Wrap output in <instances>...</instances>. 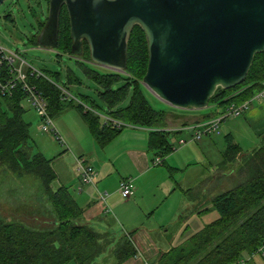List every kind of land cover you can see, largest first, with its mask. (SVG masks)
Instances as JSON below:
<instances>
[{
    "label": "trees",
    "instance_id": "obj_1",
    "mask_svg": "<svg viewBox=\"0 0 264 264\" xmlns=\"http://www.w3.org/2000/svg\"><path fill=\"white\" fill-rule=\"evenodd\" d=\"M5 19L10 20V16H5ZM44 23L38 22V31ZM36 35L30 41L33 46H36ZM70 46L68 16L65 9H61L56 50L71 57L84 76L101 89L98 97L106 107L103 115L126 126L149 129V152L160 160L167 156L172 151L168 137L180 131L161 130L166 111L154 109L144 95L140 81L146 71L147 51L140 28H133L128 41L124 73L127 76L102 73L90 67L86 43L79 57L71 56ZM41 72L45 78H30L29 81L46 99L52 118L64 108V103H68L81 115L100 148L126 128L105 124L99 115L84 111L81 105L72 101L62 102L60 90L54 85L58 83L49 81L45 72ZM69 74L68 82L76 83L77 80ZM262 83L264 53L254 56L241 85L213 96L208 106L225 108L231 103L240 104L252 98L261 89ZM116 85L117 88H114ZM127 98L128 103L121 106ZM23 99L18 90L11 97L0 96V166H5L17 177L30 175L40 183L41 194L51 207L53 220L49 222L50 227L41 229L28 227L19 221L0 219V264H92L112 244L114 264H125L135 258L137 250L131 241V233L113 242L108 233H100L83 221L84 209L67 187L52 188L56 179L51 167L52 159L33 150L30 123L23 119ZM85 100L87 97H82V101ZM89 107L93 110L97 108L94 104ZM224 140L226 162L233 163L237 183L213 196L210 209L199 212H216L217 217L213 221L180 245L161 254L155 264H236L243 257L255 254L264 241V135L259 140V146L242 157H239L241 151L229 135ZM168 169L172 176L175 169Z\"/></svg>",
    "mask_w": 264,
    "mask_h": 264
},
{
    "label": "water",
    "instance_id": "obj_2",
    "mask_svg": "<svg viewBox=\"0 0 264 264\" xmlns=\"http://www.w3.org/2000/svg\"><path fill=\"white\" fill-rule=\"evenodd\" d=\"M62 7L71 56L86 43L89 62L115 73H125L139 27L147 51L142 85L179 110L207 108L213 96L241 85L264 53V0H48L37 47L56 50Z\"/></svg>",
    "mask_w": 264,
    "mask_h": 264
},
{
    "label": "crops",
    "instance_id": "obj_3",
    "mask_svg": "<svg viewBox=\"0 0 264 264\" xmlns=\"http://www.w3.org/2000/svg\"><path fill=\"white\" fill-rule=\"evenodd\" d=\"M206 109L208 112L201 115L194 114L191 116L192 120L180 123L178 127L161 129L171 132L180 131L179 134L184 136L177 137L171 143L172 151L162 158L159 164L154 165L156 156H153L148 150L149 129L127 126L109 144L100 148L91 137L81 115L75 109L63 108L54 115V127L63 141V147L60 148L61 151L59 150L56 156L49 158L52 159L51 167L56 176L53 184L57 182L55 186L52 184V188L64 186L70 190L75 201L84 209L83 221L86 223L101 222L108 213V202L113 204L115 217H123L133 209L135 214L130 215L137 219L150 220L157 214L171 192L178 191L180 203L169 220L165 219L160 222L158 231L150 233L135 229L127 233H131V241L137 250V256L134 259H142L145 264L154 261L155 264L161 254L175 246L167 241L163 244L162 240L159 243H154L151 237L157 232H159V236L167 237L168 231L170 233L179 231L181 236V232L186 231V227H188V220L192 219L194 215L199 216L200 214V211L194 212L195 207L204 199H199V192L193 194L197 187L189 183L182 184L181 177L189 166L195 165L191 162L194 161L193 158H189L193 154L192 150L194 151L196 148L203 154L204 146L215 145L216 137H219L220 134L206 135L198 142L180 144V141H188L193 133L192 127L214 118L223 110V108L213 105ZM75 112L78 115H75ZM241 116L242 119L238 120L236 129L225 128L226 134L223 135V145L221 144L222 151L219 152L221 160L217 164L208 161V167L211 172L213 171L212 174L209 171L204 175L201 171V176H198L197 181H199L198 183L202 182L201 190L208 193L209 198H206L209 201L213 196L227 190L228 180L236 179L233 163L226 162L224 137L229 135L232 138L233 144L241 151L239 157H242L248 153V151H243V149H248L245 148L249 147L246 146L247 143L251 145L250 147L256 146L264 135V98L251 99L248 108L234 119L237 120ZM190 145L194 148L191 149ZM81 157H85L86 164L96 171L94 185L85 184L77 169L74 168L73 161L76 162L77 158ZM59 163H61V169L57 170L55 166ZM162 168H165L166 175ZM168 168L175 169L172 176L169 174ZM62 170L66 175L64 181L59 177V171ZM177 177H179L178 180ZM122 180H128L133 188V195L126 199V203L120 199L121 196L116 198L119 193L117 187ZM171 183L172 186H170ZM190 194H192L191 197ZM126 205L134 207L127 208ZM210 207L205 209H210ZM208 212H212V210ZM167 223L170 224V227L173 226L175 231L171 232L169 228H165ZM243 264H264V256L259 254L245 256Z\"/></svg>",
    "mask_w": 264,
    "mask_h": 264
},
{
    "label": "rangeland",
    "instance_id": "obj_4",
    "mask_svg": "<svg viewBox=\"0 0 264 264\" xmlns=\"http://www.w3.org/2000/svg\"><path fill=\"white\" fill-rule=\"evenodd\" d=\"M46 14V0H6L0 6V47H2L6 52H19L31 67L38 71H44L49 77V81L60 84L63 88H66L70 94L77 96L80 101H82V97H87V100L82 101L83 104H87L88 106L94 104L98 108L94 111H97L99 116L103 115L106 107L98 97V92L101 89L84 76L79 66L71 57L67 54L59 52L58 50L43 49L33 46L30 43L31 38L35 36L38 31V22H44ZM7 15L10 16V20L5 19V16ZM87 63L90 67H93L99 72L115 73L89 62ZM68 74L73 76L77 82L69 83ZM118 74L127 76L124 73ZM140 83L142 85L141 81ZM117 86L118 85L114 88H117ZM143 88L144 95L149 104L156 110L166 111V117L162 124L163 128L178 127L180 123L192 120L191 116L194 114L201 115L208 112V109L206 108L202 110H179L172 108L155 97L145 86H143ZM127 103L128 98L121 104V106H125ZM63 106L67 109H73L69 107L68 103H64ZM22 107L25 110L23 119L27 123H30L29 132L31 140L34 144L33 150L40 152L47 159L56 156L59 150L61 151L60 148L63 147V145L55 141L51 135L43 133L38 129L39 120L26 102H22ZM75 115L78 114L76 113ZM184 117L187 118L185 119ZM239 119H242V116L237 120L234 118H228L222 122L218 129L220 136L216 137V144L204 146L202 150L203 154L195 148L194 151L192 150V155H187L189 158H193L194 161L191 162L195 163V165L191 167L189 166V168L184 172L181 177V182L184 185L189 183L192 186L197 187L193 194L199 192V199H204L201 203H199V205H196L194 212L202 211L211 205L210 201L206 198H209L208 193L201 190L202 182L198 183V176H201V171L204 175L209 171L211 172L208 167V161L217 164L221 160L219 152L222 151L221 144L223 143L222 137L226 134L225 128L230 127L236 129ZM54 122L55 117L53 119V124ZM180 136L184 135L179 133L171 134L168 139L169 143H173L176 138ZM246 146H249L245 147L248 149H243V151H248V153H250L253 149L259 146V142L256 145L257 147L255 145V147H250L251 145L249 143H247ZM190 147L191 149L194 148L191 145ZM86 158L88 159L87 156ZM86 158L81 157L80 159L86 161ZM73 163H75L74 168H76V162L73 161ZM73 163H71L72 166ZM55 168L57 170H59V168L61 169V163L57 164ZM162 169L166 175L165 168ZM59 177L62 181L66 179V175L63 170L59 171ZM176 179L178 180L179 177ZM237 181V179L232 181L228 180L227 189L233 187ZM56 183L57 182L53 185H57ZM170 186H172V183ZM118 188L119 185L117 190ZM156 195L158 196V193ZM179 195L178 191L173 193L171 192L170 196L160 207L157 214L150 220L141 218L137 219L133 215H130L135 214L133 209L130 210L129 213H126L123 217H115V212L112 207L113 204L108 202V213H106V216L103 217V220L101 222H91L89 224L100 233H108V235L113 239V242H116L124 236V234H127L135 229L154 233L160 229V222L165 219L169 220L174 210L177 209L180 203ZM191 195L192 194H190V196ZM117 197H120L119 193L116 198ZM120 199L123 203L127 202L126 199H122L121 197ZM126 207L129 208L134 206L126 205ZM51 214V207L47 200L42 196L40 183L36 179L30 175L17 177L9 172L5 166H0V219L8 222L19 221L24 223L26 226L28 225V227L30 226L32 228L43 229L50 227L49 222L53 220V216ZM216 217L217 214L214 211L202 212L199 216L194 215L192 219L188 220L189 224L188 227H186V231L183 233L181 232L182 237L180 236L179 231H176L175 233H170L168 231L166 233L167 237L159 236L160 234L157 232L151 237V239L154 243H159L162 240L163 244L167 241V243H171L172 246H177L183 240L198 232L201 228H203V226L213 221ZM165 228H169L171 232L175 231L173 226L170 227L169 223L165 225ZM113 247L114 244L108 246L107 249L98 258H96L92 264H114L115 260L112 255ZM125 264H144V262L142 259L133 258L128 260L127 263L125 262ZM148 264H154V261H149Z\"/></svg>",
    "mask_w": 264,
    "mask_h": 264
},
{
    "label": "built area",
    "instance_id": "obj_5",
    "mask_svg": "<svg viewBox=\"0 0 264 264\" xmlns=\"http://www.w3.org/2000/svg\"><path fill=\"white\" fill-rule=\"evenodd\" d=\"M38 77L45 78L42 72L31 67L19 52H6L2 47H0V96L11 97L13 93L18 90L24 97L23 102H26L37 116L39 120L38 129L43 133L51 135L55 141L62 144L63 141L55 130L53 119L48 112V103L46 99L42 93L39 92L37 87L29 81L30 78ZM54 85L60 90V100L62 102L73 101L75 104L81 105L84 111H90L95 115H98V113L91 109L87 104H83V102L80 101L77 96L70 94L66 88H63L60 84ZM240 91L236 92L235 94L239 93ZM253 98H264V83H262L261 89L257 91L249 100L237 105L231 103L223 108V110L214 118L201 122L192 127L193 133L190 139L188 141L181 140L180 144H186L187 142H198L202 139V137L210 134L219 135L218 129L220 124L228 118L240 116L248 108V104ZM100 117L105 124H112L116 128L127 127L125 124L113 120L106 115H101ZM159 163V158H156L153 162L154 165ZM76 168L85 184H95L96 171L91 166L87 165L85 160L80 158L77 159ZM118 191L123 199H128L133 195V188L128 180L120 181ZM255 254L264 256V241L261 243V246L258 248ZM236 264H243V259L238 261Z\"/></svg>",
    "mask_w": 264,
    "mask_h": 264
},
{
    "label": "flooded vegetation",
    "instance_id": "obj_6",
    "mask_svg": "<svg viewBox=\"0 0 264 264\" xmlns=\"http://www.w3.org/2000/svg\"><path fill=\"white\" fill-rule=\"evenodd\" d=\"M48 2V1H47ZM61 9H65L64 7H62ZM40 30V29H39ZM39 32V31H38Z\"/></svg>",
    "mask_w": 264,
    "mask_h": 264
}]
</instances>
